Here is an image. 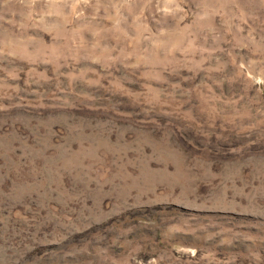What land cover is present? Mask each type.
<instances>
[{"label": "rangeland", "instance_id": "obj_1", "mask_svg": "<svg viewBox=\"0 0 264 264\" xmlns=\"http://www.w3.org/2000/svg\"><path fill=\"white\" fill-rule=\"evenodd\" d=\"M0 264H264V0H0Z\"/></svg>", "mask_w": 264, "mask_h": 264}]
</instances>
